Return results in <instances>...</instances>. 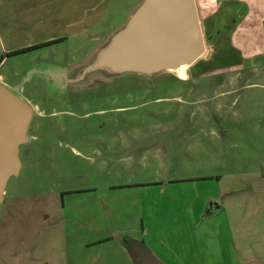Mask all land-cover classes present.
<instances>
[{"label":"rangeland","instance_id":"1","mask_svg":"<svg viewBox=\"0 0 264 264\" xmlns=\"http://www.w3.org/2000/svg\"><path fill=\"white\" fill-rule=\"evenodd\" d=\"M47 1L31 3L29 19L0 20V81L25 101L61 91L57 77L127 26L113 0ZM136 1L133 16L145 0L124 1ZM39 40L56 44L11 54ZM224 54L206 44L193 65L116 75L109 154L99 143L89 158L51 159L21 144L0 203V264H188L178 243L203 240L190 264H264V62ZM209 197L223 203L222 224L177 225Z\"/></svg>","mask_w":264,"mask_h":264},{"label":"water","instance_id":"2","mask_svg":"<svg viewBox=\"0 0 264 264\" xmlns=\"http://www.w3.org/2000/svg\"><path fill=\"white\" fill-rule=\"evenodd\" d=\"M205 52L195 0H145L85 74L111 69L116 75H152L193 65ZM32 119V107L0 83V203L10 178L21 170L19 147L28 141Z\"/></svg>","mask_w":264,"mask_h":264},{"label":"flooded vegetation","instance_id":"3","mask_svg":"<svg viewBox=\"0 0 264 264\" xmlns=\"http://www.w3.org/2000/svg\"><path fill=\"white\" fill-rule=\"evenodd\" d=\"M53 44L56 43L45 47ZM104 49L94 51L95 58L90 65L70 68L57 77L64 79L61 91L37 89L27 95L26 102L33 109L28 144L41 143L40 147H45L51 159L57 157L59 149H64L63 153L75 157V160L89 158V152H84L93 151L99 143H107L108 154L111 150L115 129L116 73L111 69H100L85 74ZM20 90L27 91L25 88ZM75 193L78 192H64L62 199Z\"/></svg>","mask_w":264,"mask_h":264},{"label":"crops","instance_id":"4","mask_svg":"<svg viewBox=\"0 0 264 264\" xmlns=\"http://www.w3.org/2000/svg\"><path fill=\"white\" fill-rule=\"evenodd\" d=\"M38 1L40 0H0V20L3 21L8 18L18 20L20 17L29 19L31 3ZM42 1L44 2L45 0ZM56 1L60 2L61 0ZM124 1L125 0H113L112 7L114 8V11L116 8L120 7L122 12L126 15L130 14L128 18H126L125 14L123 15V19L126 20L125 22L128 25L133 16L132 13L134 7L138 8L141 3L140 1H136L133 5L132 3H124ZM195 1L204 39L206 44H209L212 52H222V54L223 52H226V54H224L226 57H228V52L235 53L241 60L242 64H250L253 67L261 65V63L264 62V0ZM21 2L23 4L30 3L29 6H25L27 10L19 9V3ZM47 2H51V0H48ZM5 4H7L6 8L4 7ZM123 29H125V27ZM33 30L35 29L27 28V31L29 32ZM117 34L118 32H113L111 35L112 37H110L106 41V44L101 46V48H106ZM51 42H53V40L35 41L34 44L16 49L12 51V53ZM0 83L6 84L3 78ZM211 200L212 198L209 197L203 206H200V209H197L196 203H193L185 215L182 216L183 220H179L180 222H178L177 225L182 224L184 221L188 222V226H198L205 222L208 223L209 226H216V224L218 226V223L222 224L223 222L220 220L223 216V203L219 204L217 201H214V210L211 211V204L209 203ZM193 242L194 243H192V241L180 242L177 245L178 249H176L181 252V254L187 253L188 264H190L193 259L192 253L195 251V243L197 244L196 248L198 245L204 247V240ZM217 248L218 247L214 248L213 245H208L207 250L211 252Z\"/></svg>","mask_w":264,"mask_h":264},{"label":"trees","instance_id":"5","mask_svg":"<svg viewBox=\"0 0 264 264\" xmlns=\"http://www.w3.org/2000/svg\"><path fill=\"white\" fill-rule=\"evenodd\" d=\"M51 43H54V42H51ZM51 43H47V44H43V45H39V46H34V47H30V48L23 49V50H19V51L13 52L11 54L12 55H21V54H24V53H28V52L34 51V50L39 49L41 47H45L47 45H51Z\"/></svg>","mask_w":264,"mask_h":264}]
</instances>
